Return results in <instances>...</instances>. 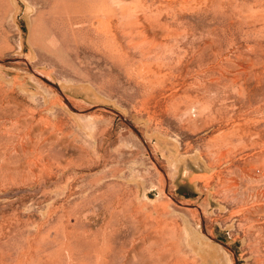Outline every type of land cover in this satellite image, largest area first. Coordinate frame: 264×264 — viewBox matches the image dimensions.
<instances>
[{
	"label": "rangeland",
	"instance_id": "374dc122",
	"mask_svg": "<svg viewBox=\"0 0 264 264\" xmlns=\"http://www.w3.org/2000/svg\"><path fill=\"white\" fill-rule=\"evenodd\" d=\"M0 264H264V0H0Z\"/></svg>",
	"mask_w": 264,
	"mask_h": 264
},
{
	"label": "water",
	"instance_id": "95a60500",
	"mask_svg": "<svg viewBox=\"0 0 264 264\" xmlns=\"http://www.w3.org/2000/svg\"><path fill=\"white\" fill-rule=\"evenodd\" d=\"M176 191L180 193L181 191H186V188L184 186H180L176 189Z\"/></svg>",
	"mask_w": 264,
	"mask_h": 264
},
{
	"label": "bare ground",
	"instance_id": "6f19581e",
	"mask_svg": "<svg viewBox=\"0 0 264 264\" xmlns=\"http://www.w3.org/2000/svg\"><path fill=\"white\" fill-rule=\"evenodd\" d=\"M90 20V19H89ZM261 205V204H260ZM152 237V236H151ZM160 237V236H159ZM173 242V241H172ZM148 244H150V243H148ZM167 251V250H166ZM216 253V252H215ZM214 256L215 257H217L218 255L217 254H214ZM164 258V257H163Z\"/></svg>",
	"mask_w": 264,
	"mask_h": 264
}]
</instances>
